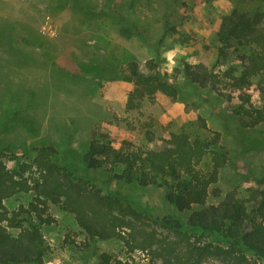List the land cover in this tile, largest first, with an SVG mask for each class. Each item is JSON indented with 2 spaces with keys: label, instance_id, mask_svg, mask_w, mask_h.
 <instances>
[{
  "label": "rangeland",
  "instance_id": "rangeland-1",
  "mask_svg": "<svg viewBox=\"0 0 264 264\" xmlns=\"http://www.w3.org/2000/svg\"><path fill=\"white\" fill-rule=\"evenodd\" d=\"M235 3L0 0V142L11 146L20 160L32 158L34 148L45 144L80 155L93 130L109 134L116 146L130 140L159 148L171 132L208 134L199 120L202 117L209 130L221 132L233 156L232 163L221 168L218 185L225 192L239 186L243 193L257 186L256 178H264V124L242 127L239 116L228 109V97L210 83L202 86L190 79L184 69L189 63L201 76L213 69L215 32L221 15ZM124 27L133 34H123ZM151 59L157 71L179 86V95L172 98L158 92L138 109L128 110L126 102L133 87L124 79L128 63L137 60L147 73ZM220 64L216 72L235 61ZM219 87L232 94V105L240 101L239 90L223 89L221 83ZM245 91L252 92L258 103V93ZM151 120L152 125L146 124ZM121 189L152 210H164L159 188L131 185ZM28 200L29 196L18 194L6 204L15 208ZM51 211L56 221L45 228L52 246L45 264H82L64 241L79 232L73 217L55 206ZM158 232L166 233L161 228ZM99 246L125 258L119 240H101ZM133 259L134 264L147 263L141 251L134 252ZM204 264L224 263L208 258Z\"/></svg>",
  "mask_w": 264,
  "mask_h": 264
},
{
  "label": "trees",
  "instance_id": "trees-1",
  "mask_svg": "<svg viewBox=\"0 0 264 264\" xmlns=\"http://www.w3.org/2000/svg\"><path fill=\"white\" fill-rule=\"evenodd\" d=\"M122 33L133 34L128 27ZM215 39L213 69L201 76L185 63V72L227 96L228 109L239 116L242 127L263 125L264 0H236L221 15ZM229 59L235 64L215 71ZM149 66L145 73L137 60L128 63L124 79L133 84L128 110L158 92L179 95V86L155 69L154 60ZM220 83L231 92L239 90L240 101L232 105V94L222 91ZM245 88L259 94L258 103ZM199 120L208 134L171 132L159 148L130 140L116 146L109 134L93 130L80 155L45 144L34 148L32 158L20 160L11 146L0 142V264L46 263L52 246L45 228L56 221L53 206L73 217L79 232L64 241L82 264H134L136 251L146 255V264H204L208 258L264 264V178H256L257 186L245 193L239 186L223 191L220 170L232 163V152L220 131ZM131 185L161 189L164 210H152L122 191ZM18 194L30 200L9 208L6 201ZM158 228L166 233L159 234ZM109 239L122 243L125 258L100 248L99 242Z\"/></svg>",
  "mask_w": 264,
  "mask_h": 264
}]
</instances>
